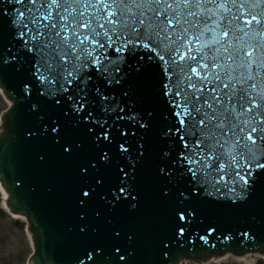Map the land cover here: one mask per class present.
I'll list each match as a JSON object with an SVG mask.
<instances>
[{"label": "snow or ice", "instance_id": "6c2138e0", "mask_svg": "<svg viewBox=\"0 0 264 264\" xmlns=\"http://www.w3.org/2000/svg\"><path fill=\"white\" fill-rule=\"evenodd\" d=\"M132 71L152 79L163 104L158 114L124 87ZM10 72L23 78L13 83ZM5 89L35 118L27 139L78 160L81 234L97 231L87 219L96 200L108 212L137 210L147 168L178 237L195 215L193 194L237 205L264 187V0H0ZM69 127L87 128V147ZM154 128L155 155L148 140ZM101 169L116 175L106 192L99 191ZM121 231L114 227L110 244H90L82 255L90 264H131L135 250L126 245L134 233L121 244ZM74 264L85 260L77 255Z\"/></svg>", "mask_w": 264, "mask_h": 264}, {"label": "water", "instance_id": "95a60500", "mask_svg": "<svg viewBox=\"0 0 264 264\" xmlns=\"http://www.w3.org/2000/svg\"><path fill=\"white\" fill-rule=\"evenodd\" d=\"M128 63L135 68V59L129 58ZM132 72L133 76L128 77L124 87L132 88V98L139 107L155 110L154 115L158 114L163 110V104L159 102L158 92H154L152 79L147 74ZM8 75L13 83L23 78V72H10ZM156 79H159V72ZM119 91V88L116 89L117 94ZM5 93L13 105L5 114L4 131L0 134V179L10 193L8 207L25 214L29 220L35 243V254L30 264H74L77 255L85 260V264H90L82 255L84 248L90 244H110L114 227L122 230V239L117 243L125 244L126 234L134 233L132 243L126 245L135 250L131 264H264V255L258 253H247L236 258L226 254L201 261L188 260L225 250L242 253L256 249L263 252L264 187L258 188L247 202L237 205L193 194L195 215L186 225L185 236L178 237L175 235L170 206L159 199L158 182L152 170L147 168L140 178L143 200L137 210L129 212L122 206L108 212L103 202L96 200L89 206L87 219L90 227H95L97 231L93 233L89 229L86 234L79 233L76 228L79 224L77 187L82 181L76 175L78 160L61 158L48 141L27 139L26 129L33 125L35 119L27 111L29 105L22 101L17 107L13 95H9L7 89ZM32 96L35 98L36 93ZM48 107L53 115L57 114L51 105ZM13 113L16 114L10 123L9 116ZM69 135L84 141L87 147L86 127L80 130L79 127H69ZM148 140L155 155L159 148L155 128ZM38 153L45 155L44 163L38 160ZM98 175L106 178L104 188L99 190L106 192L115 182V172L101 169ZM96 212L100 213L99 217L95 215ZM109 217L113 220L111 224L108 223ZM208 228L213 231L207 232ZM246 231L249 239L242 235ZM201 235H207L208 241L200 240ZM224 235L231 238L224 240Z\"/></svg>", "mask_w": 264, "mask_h": 264}, {"label": "rangeland", "instance_id": "374dc122", "mask_svg": "<svg viewBox=\"0 0 264 264\" xmlns=\"http://www.w3.org/2000/svg\"><path fill=\"white\" fill-rule=\"evenodd\" d=\"M5 106L6 103L0 97V112ZM1 203L0 193V207ZM30 252L25 223L13 221L10 215H3L0 209V264H26Z\"/></svg>", "mask_w": 264, "mask_h": 264}, {"label": "bare ground", "instance_id": "6f19581e", "mask_svg": "<svg viewBox=\"0 0 264 264\" xmlns=\"http://www.w3.org/2000/svg\"><path fill=\"white\" fill-rule=\"evenodd\" d=\"M0 94H1V92H0ZM2 95V94H1ZM5 101H6V103L7 104H10V101L9 100H7V98H5ZM0 191H1V193H2V208L5 210V211H8L7 210V207L5 206V203H4V198H5V196H6V192L4 191V189H3V187L0 185ZM9 212V211H8ZM2 214L4 215V213L2 212ZM9 214H13L12 216L14 217V219H16L17 220V222H19V221H21V222H25V217L24 216H21V215H19V214H15V213H10L9 212ZM28 232V231H27ZM28 234V237H29V233H27Z\"/></svg>", "mask_w": 264, "mask_h": 264}]
</instances>
